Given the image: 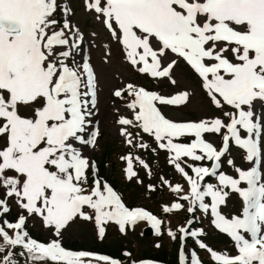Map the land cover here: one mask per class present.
I'll list each match as a JSON object with an SVG mask.
<instances>
[{
  "label": "snow or ice",
  "instance_id": "obj_1",
  "mask_svg": "<svg viewBox=\"0 0 264 264\" xmlns=\"http://www.w3.org/2000/svg\"><path fill=\"white\" fill-rule=\"evenodd\" d=\"M87 8L140 72L175 83L171 73L182 58L201 79L219 116L173 122L154 102L183 105L188 93L166 99L132 84L127 107L135 113L137 126L173 154L170 162L189 186L186 190L163 180L179 197L163 211L210 212L215 228L231 238L236 251L231 255L208 248L215 264H264V177L259 167L264 145V0H90ZM60 11V0H0V264H19L23 257L31 264H118L106 255L66 250L59 239L44 243L31 238L23 214L17 222L6 218L9 199L42 217L56 237L76 218L94 221L101 238L110 221L125 232L146 220L161 232L162 221L155 215L129 209L107 182L90 181L94 166L80 146L94 144L98 135L89 128L96 104L95 76L86 58L82 63L70 59L66 46L79 48L75 41L83 37L75 34L70 44V25L67 20L61 25ZM169 54L175 59L166 60ZM114 94L120 97L122 92ZM119 123L133 121L121 118ZM207 134L222 136L219 149ZM179 138L190 142H174ZM230 142L257 166L235 167L238 177L227 174L223 165L234 166L233 160L224 159ZM182 158L194 162L187 165L192 174L182 166L187 163ZM123 159L131 179L137 175L132 159ZM205 161L210 167L195 163ZM206 177L216 182H205ZM232 193L242 198V211L228 218L221 206ZM178 231L181 239L202 234L183 226ZM167 234L176 239L172 230ZM180 264L202 262L195 253L190 261L181 254Z\"/></svg>",
  "mask_w": 264,
  "mask_h": 264
},
{
  "label": "rangeland",
  "instance_id": "obj_2",
  "mask_svg": "<svg viewBox=\"0 0 264 264\" xmlns=\"http://www.w3.org/2000/svg\"><path fill=\"white\" fill-rule=\"evenodd\" d=\"M72 8L76 10L73 13V20L80 27L82 32L87 39L89 44L87 51L90 53V61L96 69L98 75V85L95 87L97 96V103L93 109L94 115L90 117L92 123L89 125L90 131L97 132L94 144L81 145L80 150L82 154L89 160L90 165V181L92 178H99L103 185L107 182L109 186L121 197L122 202L129 209L145 207L148 211L154 214L158 219L162 221L161 232L157 233L156 229L150 228V232L147 230L145 233L142 232L144 227L148 224L146 220L138 221L134 226L129 225L125 232L119 230V226L114 222L110 221L104 225L105 234L101 238L98 235V226L94 221L84 220L82 218H76L73 222L62 230V236L56 237L53 230L50 227H46L42 217L36 214H28L17 206V203L13 199L8 200V205L12 209V214L15 215V220L20 214H23L26 218L25 230L32 231L35 235H39L44 243L50 242L54 239H59L62 246L67 250V243L69 241H75L77 246L81 247L83 251L89 250L88 248L92 245L108 244L109 246H119L121 249L122 260H117L118 264H169V261H173L174 264H180V255L183 254L185 259L190 261L193 253L196 254L197 258L202 264H215L210 256L208 248L217 251L218 253H226L235 255L236 251L234 248V242L231 238L224 233H221L215 228L212 223V217L209 213L199 219V228H195V213H192L194 221L191 224L188 223L186 216L188 214L185 210L166 213L163 211L164 206H170L172 203L179 202L177 194L171 191L168 184L163 183V180H167L172 186L180 183L186 190L189 189L188 185H185V181L182 179V174L179 173L174 165L170 162V157L173 155L166 149H158L157 154L147 152L149 147L142 141L148 142L150 145H156L152 140L151 135L145 136L140 134L142 129L137 126L138 122L135 121V113L133 110L127 107L133 99L128 94V83L124 85L125 79H129L131 84L137 89L138 86H143L146 89L151 90L157 94L162 95L164 98H172L176 94L188 93V100L183 105H163L157 102L163 112L170 118L176 119H187L200 121L202 119H210L219 116V111L211 104L206 90L203 89L201 79H197L192 75L183 74L180 66H175L172 71L171 79L175 80V83H170V90L163 91L154 84H148L147 80L144 79L141 84H133L134 71L122 61L120 57V50H117L116 44L113 43V36L110 31L106 28L103 31L100 28V24L95 15L88 9L83 11L80 0H69ZM59 14L57 19L63 23L60 19ZM101 22V20H99ZM102 23V22H101ZM68 31V30H67ZM89 32H92L89 35ZM111 38V39H110ZM107 46H111L108 48ZM109 50H108V49ZM66 50L69 48L66 46ZM70 51V50H69ZM166 60L172 59L169 56L165 57ZM184 70H189L187 67H183ZM144 74V73H143ZM144 76H146L144 74ZM151 83L159 82L161 78H154L149 73L147 75ZM177 89V90H176ZM120 90L122 95L120 97L115 96V91ZM173 90V91H171ZM259 108L260 106L257 105ZM138 111V109L136 110ZM126 118L132 120L133 123L130 125H121L119 120ZM131 133V136L125 134ZM223 131H226L223 130ZM136 136H134V134ZM154 137V136H153ZM220 134H207L206 138L213 142L218 147ZM131 139L132 144L128 143ZM154 143H153V142ZM174 142H190L188 138H179ZM143 143L147 145L145 148H141L139 145ZM219 144V145H218ZM101 146L104 147L108 157L103 156L97 161ZM240 152L239 148L230 142V152L226 154V160L231 159L235 161L237 153ZM242 153V152H241ZM124 157L132 159L133 171L136 172V176L131 179L128 178L127 173V160ZM187 163L182 164L183 167L189 174H192L190 169L187 167L188 164H192L190 158H182ZM241 157L239 160L240 161ZM143 162V163H141ZM241 162V161H240ZM203 164V166H209L210 162H195ZM144 164L148 167L145 168ZM238 165V163H234ZM252 166H257L254 163L248 162L244 165L242 170H248ZM261 169L262 177H264V145H262V157L259 165ZM223 170L227 174H231L234 177H238L235 172V166L223 165ZM105 177L103 180L101 177ZM205 178V182L215 183L214 179ZM111 181V182H110ZM155 187L152 190L149 186ZM90 191V188H89ZM236 198H240L238 194H230L227 199L225 206H221V212L226 217L230 218L232 215H238L242 211V205L239 206V202ZM210 202V198H208ZM188 207L187 202H184V208ZM2 224V220H0ZM183 226L185 228H193L195 231L202 233L199 236L197 242L184 237L181 239V234L178 229ZM10 231V235L13 234L14 230ZM169 230L176 233V239H172L167 234ZM213 241V242H212ZM2 243V241H0ZM211 243V244H210ZM200 244H204L205 248H201ZM209 244V245H208ZM204 249V250H203ZM22 249H17L19 252ZM207 251L208 257L204 251ZM164 251L167 255V262H155L151 260H142L148 258L150 253L154 254ZM96 255H101L93 251H88ZM143 256V257H142ZM116 260V259H115ZM19 264H31V261L27 260L26 257L19 258ZM98 264H105L100 261Z\"/></svg>",
  "mask_w": 264,
  "mask_h": 264
},
{
  "label": "trees",
  "instance_id": "obj_3",
  "mask_svg": "<svg viewBox=\"0 0 264 264\" xmlns=\"http://www.w3.org/2000/svg\"><path fill=\"white\" fill-rule=\"evenodd\" d=\"M104 147H102L101 146V151H100V154H99V156H98V159L100 160V158L103 156V159H104V157H108L107 156V154H108V152H107V154H106V152H105V150L103 149ZM100 162H102L101 160H100ZM209 180V178L207 179V181ZM9 218V220L10 221H12L13 220V216H9L8 217ZM27 232L30 234V236H32L33 238H35V239H37V240H40V241H42L43 239L39 236V235H35L33 232H31V231H29V230H27ZM213 242V241H212ZM211 244V243H210ZM209 245V244H208ZM91 247H93V248H88V249H90L91 251H96V252H100V253H104V254H106V255H109V256H111V257H114V258H118V259H120V260H122V255H121V252H120V248H119V246H116V245H113L112 247L111 246H109L108 244H101V245H99V246H97V245H92ZM67 248H69V249H71V250H78L79 248H81V247H79V246H77V244H76V242L75 241H69L68 243H67ZM204 250V249H203ZM205 253H206V255H207V257H208V254H207V251L205 250L204 251ZM143 254H150L148 257L149 258H151V259H154V260H156V261H159V262H167V259H166V257H167V255H166V253L164 252V251H160L159 253H156V254H154L153 252H150V253H143L142 252V255ZM143 257V256H142ZM169 264H174V262L173 261H169Z\"/></svg>",
  "mask_w": 264,
  "mask_h": 264
}]
</instances>
